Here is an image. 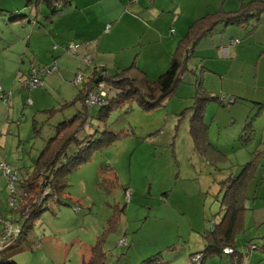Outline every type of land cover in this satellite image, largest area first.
Returning a JSON list of instances; mask_svg holds the SVG:
<instances>
[{"label":"rangeland","instance_id":"1","mask_svg":"<svg viewBox=\"0 0 264 264\" xmlns=\"http://www.w3.org/2000/svg\"><path fill=\"white\" fill-rule=\"evenodd\" d=\"M104 3L108 8L118 5L117 0H105ZM0 8L8 11L0 15L1 81L4 75L9 74L12 78L16 75L15 61L18 59L19 62V57L23 56H20L25 48L23 41L31 28L29 24H12L10 20L15 12L28 14L30 8L25 0H0ZM120 12L117 11L118 19ZM217 12L221 18L225 16L222 10ZM42 23H45L43 18ZM160 23L169 27L165 14ZM253 25L252 22L245 28L251 31ZM226 29L229 33L224 35V42L228 43L233 36V40L237 41L234 47L239 52L238 58L221 60L211 48L213 42H204V39L195 47V56L188 60L189 67L201 64L200 67L209 70L202 73L197 69V73L204 77L207 91L228 101L233 95L238 98L236 103L226 107L211 102L204 114L205 123L209 126L211 152L215 155L220 152L225 160L214 165L195 150L190 127L191 113L185 110L194 103L196 79L191 74L174 96L166 101L165 107L149 112L144 111L137 101L128 102L113 111L104 124L96 119L98 111L94 109L82 137L108 130L121 132L119 138L109 147L95 150L88 163L68 174L63 204H54L36 221L30 222V232L17 248L19 257L27 256L28 263L36 254L32 260L37 264H80L81 250L101 243L108 254L106 264H140L176 245L172 252L158 255L162 264H190L191 255L205 249L202 232L211 227V222L215 220L218 223L220 220V204L215 197L220 185L215 180L219 178L215 171L218 167H225V178L231 173L238 176L253 157H258V166L254 171L255 185L261 189L253 185L249 188L245 231L238 235L235 244L238 249H244L243 264H264V254L260 249L264 243V110L261 112L260 108L264 106V17L253 30L263 43L249 40V31L245 35L246 29L245 32L236 26ZM233 29H236L235 34L230 32ZM37 32L33 34L37 52L35 63L41 68L46 65L51 67L55 63L53 55L47 51L50 47L48 37ZM12 33L21 40L9 49V41L3 40L9 39ZM183 36L178 38L175 50ZM83 52L84 48L78 52L82 64L75 60L58 59L56 68L45 74V85L42 87L22 88L23 75L30 69V60L27 59L21 64L19 78L16 77L8 87L5 82L2 83L11 98L9 105L0 98V159L3 158L12 168L33 169L46 142L55 134V127L77 114V110L74 112L73 109L62 116L52 117L45 110L71 102L79 93L82 86L74 84L73 79L77 74L88 77L95 67V62L85 59ZM69 55L74 57L72 53ZM44 57L52 62L42 64L39 60L44 61ZM155 78L150 77L151 80ZM30 99L33 101L30 102ZM9 106L11 120L6 122ZM35 122L39 133L34 132ZM252 122L254 132L251 137L249 134L241 139L246 126ZM80 123L77 121L76 126ZM108 163L115 168L119 182L130 187L132 194L126 196L121 187L106 189V184L101 188L100 167ZM0 177L5 180L4 176ZM8 193L7 181L0 182V208L3 216L11 220ZM166 195H169L168 200H165ZM69 203H79L77 206L81 210L76 211V204ZM124 236L130 242L126 247H119L118 242ZM2 238L0 235V240ZM253 245L258 250H252ZM56 248L61 255L55 253ZM247 252L248 257L245 258ZM121 254L126 256L117 260ZM236 261L233 256L222 254L209 257L204 264H236Z\"/></svg>","mask_w":264,"mask_h":264},{"label":"trees","instance_id":"2","mask_svg":"<svg viewBox=\"0 0 264 264\" xmlns=\"http://www.w3.org/2000/svg\"><path fill=\"white\" fill-rule=\"evenodd\" d=\"M73 1L76 0H35L33 2L25 0L27 7L30 8L34 3L33 5L36 7V10L29 14L30 9L28 12L29 15L15 12L16 14L14 13V16L10 20L12 21V24H29L30 28L36 30L46 28L48 22H50L51 30H53L55 26L54 20L59 18L65 9L72 5ZM139 1L140 0H131V3L137 4ZM41 6H45L48 10V14L42 15L38 9ZM3 12L8 11L0 8V15ZM222 13L225 14L222 18L219 16V12H214L195 19L189 27L186 35L179 41L176 50L172 52L169 66L155 80L149 79L147 74L138 67L136 68L135 65H133L131 69L117 70L114 72H111L104 66L94 67L88 77H85L83 74H77L75 76L72 81L74 84H77L75 82L77 76H83V81L77 84L82 87L79 89V93H77L75 98L71 102H65L57 108L45 111H48L49 116L52 117L62 116L65 112L73 109L74 112L77 110V114L71 116L69 119L63 120L55 127V134L46 142L45 148L35 162V167L33 169L12 168V166L6 161H0V163H6L11 168V175H15L16 177L14 182L9 181L8 178L5 177V180L7 181V191L9 189V199L7 204L12 219H7L3 215L2 217L0 216V224L4 227L2 234L7 225H14L15 228L20 227L22 230L20 235L5 239L4 241L0 240V264H20L18 262L19 260L15 259L14 256L19 254L17 248L20 245V237L22 240L27 236L28 232H30V227L28 226L30 222L36 221L43 212L50 210L54 204H63L62 200L65 199V191L68 187V174L72 170H76L82 165L88 163L95 150L109 147L119 138L121 132L112 133L108 130H105L100 134L99 131H97L95 135L85 138L82 137L81 134L87 125L89 118L92 116L94 109H97L98 111L96 119L104 124L108 121L109 116L113 111L119 107H123V105L128 102L132 103L133 101H137L138 105L144 109V111L149 112L159 107H165L166 101L174 96L176 91H178V89L181 88L180 86L186 81L188 74H191L195 76L196 79L194 85L196 91L193 98V105L185 110H188L191 113L190 127L195 150L206 159L209 158L211 164L217 165L219 162L225 160V156L220 152H217V155L211 152L212 146L208 141L209 126L205 123L207 121L205 120L204 114L211 102H218L220 105L226 107L227 104L236 103L238 98L233 97L228 101L207 91L205 88L204 77L197 73V69H200L202 73L208 72L209 70L200 66L191 68L189 67L190 61L188 60L195 56V46H197L203 38L215 34V31L218 30L219 27L237 26L246 29L245 27L250 26L253 22L254 25L252 30L250 31L248 29V34L250 36L253 35L254 28H257L260 25L264 17V0H241L240 8L238 10H224ZM41 17L44 19L45 23H42ZM112 26L113 25L107 26L108 32L111 31ZM223 31L218 34H221ZM28 33L30 32L28 31ZM50 35L54 38V43L49 51L53 55L55 64L51 67L46 65L45 68H41V65L35 63V51H33V47L31 46L32 43H30L28 38L26 39L25 37V40L23 41L25 43V48L24 52L20 54V56H23L19 57V61L21 66L26 59L30 60V69L25 72V75H23L22 85L34 76H37L42 86L45 85V74L56 68V61L60 59L63 54L72 53L74 56L78 55L79 50L89 44L79 41L58 42L56 41L55 34L51 31ZM7 40L11 41L10 43H12V46L9 49H12L16 43L20 42L21 38L16 37L13 33V37L10 36L9 39L3 41ZM44 69L48 71L42 73ZM101 83L106 86L105 96L100 95L99 90L97 89ZM1 88L0 97L2 95L8 97L10 93L5 91L3 87ZM92 92L101 97L96 105L88 104L89 93ZM10 98L11 97L9 96L7 102L4 101L8 105L10 104ZM30 102H32L31 99ZM25 105H28V101ZM260 108L262 109V112L264 106L261 105ZM260 114L261 113L256 117ZM77 121H81V123L76 126ZM36 125L35 122L34 132L39 133V129ZM253 125L252 122L246 126V132L241 136V139H244L249 134L251 137L254 132ZM256 165L258 166V157H253L252 160L245 165L243 171L238 176H234V174L231 173L227 178L220 181H217V178H215L217 184L220 185L219 192L215 195L220 204L218 211L220 220L218 223L214 220L211 222V227L202 232L205 249L199 253L191 255V259L194 255H202L204 264L205 260L209 257L220 256L225 254L224 250L226 248H232L235 253L229 255L233 256L236 261V256H238L240 252L236 249L235 242L238 235L245 229V214L248 210L246 202L249 199L247 194L250 186L256 179V173L254 172ZM111 166L112 165L108 163L100 167L99 178H101V188L102 185L104 187L106 184L108 185L106 189H117L121 187L126 196L132 194L130 192V187L119 182L118 177L116 176L117 172L115 168L112 166L113 169ZM42 198L45 199L42 200ZM166 199H169V195H166L165 200ZM38 204H40L39 207L37 206ZM69 204H76V206L77 204L80 205L79 203ZM28 205L35 208L34 210L32 209L33 213L31 212L29 217L27 215ZM74 209L78 212L81 210L79 206ZM121 239L126 240V244L118 246H128V237L124 236ZM176 248V245L167 247L162 252L147 258L140 264H162V260L158 255L172 252ZM260 249L264 254V243ZM13 250H15V254L12 253ZM252 250L256 251L258 250V247L253 245ZM242 256L243 255L240 253V257L235 262L236 264H243L244 258ZM247 257L248 255H246L245 258ZM117 259H123L122 255ZM106 263L107 254L103 250L101 243H98L93 247L90 259L82 262V264Z\"/></svg>","mask_w":264,"mask_h":264},{"label":"crops","instance_id":"3","mask_svg":"<svg viewBox=\"0 0 264 264\" xmlns=\"http://www.w3.org/2000/svg\"><path fill=\"white\" fill-rule=\"evenodd\" d=\"M30 1L33 2L35 0ZM104 1L105 0L73 1L72 5L69 8L65 9V11L60 15L59 18L54 20L55 26L53 30H51V24L50 22H48V26L41 30L31 28L32 30L30 31V33H28L26 38H28V41L32 43L31 40L34 39L33 34H35L36 31H39L37 33H41L43 36L48 37L50 47L47 48V51L49 54H52L49 51L54 43V38L50 35L51 31L53 34H55L56 41L58 42L79 41L89 43L87 46L83 47L84 52L82 54L83 57L90 59L92 63L95 62V67L104 66L107 67L110 71H117L131 69L132 66L135 65L136 68L138 67L140 70L145 72L149 79L151 76L157 78L169 66L171 55L172 52L175 51V45L178 38L182 35H186V30H189L187 29V27H190L195 19L203 17L210 13L217 12L219 10L236 11L240 8L241 3V0H151L149 2H147V0H140L137 4H133L131 3V0H117L118 5L110 6L108 8L107 6H105ZM33 4L30 6L31 10L29 14L33 13V11L36 10V7ZM38 9L42 13V15L48 14V10L45 8V6H41ZM115 10L116 12L113 14ZM117 11H123L122 13L120 12L119 19L117 16ZM164 14L166 15V18L169 22V27L164 23H160L162 15ZM118 21L120 23L119 26ZM108 25H113L110 32H108L107 30ZM238 29L245 32V29L242 27H238ZM24 30L26 31V29ZM235 30L236 29H233L230 32L235 34ZM221 31L223 32L221 34H218ZM248 31L249 30L246 29L245 35L248 33ZM215 32L216 33L212 36L202 39H205L204 42H213V46H211V48H214L216 52L213 53H215L221 60H230L235 57L238 58L239 52L235 51V43L232 38L233 36H231L228 43L224 42V35L229 33L228 29H226V27H219V29ZM11 36L13 37V33ZM247 37H249V40L252 39L256 40L259 43H263L262 40L258 39V36L256 34H253L251 36L248 35ZM214 40H216V42ZM10 42L11 41L8 42L9 48L12 46V43ZM198 45L199 44H197V46ZM31 46L33 47V51H35V39L33 40ZM36 53V51L35 54L33 53L34 58L36 56ZM67 55L68 54H63L60 59H64L65 61L75 60L79 61L81 64L83 63L82 59H80L81 54L74 57L70 55L68 57ZM39 61L42 64H49L54 61V59L50 61L47 57H44V61ZM15 65L16 75L13 78L9 74H7L6 76L4 75V77L1 78L0 87H3V82H5L8 87L10 83L14 82L16 77H20L22 68L20 66V61L18 62V59L15 61ZM80 67H82V65ZM191 68H196V66ZM10 72H12V70L8 73ZM210 93L214 94L212 91ZM223 93L230 94L228 91ZM20 97L22 98V95ZM233 97L236 96L233 95ZM9 107H7L6 110V122L11 120V118H9L11 107ZM0 161L5 160L1 158ZM217 169L218 171H214L218 173L219 178H217V181H220L225 178V174L223 173L227 171V169H225V167H218ZM222 174L223 176L220 177V175ZM4 181L5 180L0 177V182L4 183ZM256 182L257 181L253 182L252 185L255 186V188H259V185H255ZM262 185L264 186V183H262ZM217 189L219 192L220 188L217 187ZM2 215L3 214L0 208V216L2 217ZM246 217L247 214L245 216V224ZM255 225H257V223ZM3 228L4 227L2 226V224H0L1 236L3 235ZM22 240L20 237V241ZM123 241L124 240L122 239L121 242H118V245L120 246L126 244ZM93 247L94 246H89L87 249L85 248L84 251L81 250L79 256L80 264H82L83 261H88L90 259ZM236 249H238L237 246ZM238 250L241 254L244 251L243 248ZM54 251L57 255H61V252H58L57 248ZM12 253L15 254V250H13ZM240 253L238 254V256L240 255ZM19 255L20 254L15 255L14 258L18 259V262L20 264H33L34 262L32 259H34V256L36 254L32 259H30V263L27 262V256L19 257ZM245 255H248V253H246ZM125 256L126 255H122L123 258ZM34 264H37V262Z\"/></svg>","mask_w":264,"mask_h":264},{"label":"built area","instance_id":"4","mask_svg":"<svg viewBox=\"0 0 264 264\" xmlns=\"http://www.w3.org/2000/svg\"><path fill=\"white\" fill-rule=\"evenodd\" d=\"M137 1V0H134ZM234 43H237V41H234ZM48 70L44 69L42 71V73L47 72ZM83 81V76L79 75L77 76L75 82L81 83ZM38 86H42L41 83L39 82L37 76L32 77L31 79H28V81L24 82L22 85L23 89H33L36 88ZM99 90V94L102 96H105V91H106V86L101 83L100 86L97 88ZM2 90V88L0 87V91ZM9 96H11L9 94ZM9 96L7 97L6 95H2L0 98L4 99V101L7 102ZM101 97H99L98 94L96 93H89V98H88V104L89 105H96L99 101H100ZM0 174L4 177H7L9 181L14 182L16 180L15 175H11V168L4 162L0 163ZM28 199V196H27ZM45 198H42V200H44ZM26 203V202H25ZM38 207L40 206V204L37 205ZM27 215L28 217L31 215L30 213H33V210L35 209L34 207H32L31 205L27 206ZM33 209V210H32ZM27 217V218H28ZM22 233V230L20 229V227L15 228L14 225H7L5 227V231L3 233V238L1 241H4L5 239H10L13 238L16 235H20ZM122 241V240H121ZM120 241V242H121ZM124 243H126V240L123 241ZM224 253L229 255L234 253V250L232 248H226L224 250ZM190 264H203V258L202 255H194L192 256V259L190 260Z\"/></svg>","mask_w":264,"mask_h":264},{"label":"bare ground","instance_id":"5","mask_svg":"<svg viewBox=\"0 0 264 264\" xmlns=\"http://www.w3.org/2000/svg\"><path fill=\"white\" fill-rule=\"evenodd\" d=\"M23 205V204H22Z\"/></svg>","mask_w":264,"mask_h":264}]
</instances>
